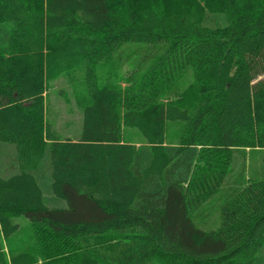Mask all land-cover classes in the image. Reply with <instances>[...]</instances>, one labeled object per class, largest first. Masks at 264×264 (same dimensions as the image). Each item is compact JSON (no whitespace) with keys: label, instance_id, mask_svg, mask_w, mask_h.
<instances>
[{"label":"trees","instance_id":"1","mask_svg":"<svg viewBox=\"0 0 264 264\" xmlns=\"http://www.w3.org/2000/svg\"><path fill=\"white\" fill-rule=\"evenodd\" d=\"M128 43L160 50L100 74ZM71 73L60 139L44 93ZM156 261L264 264V0H0V264Z\"/></svg>","mask_w":264,"mask_h":264},{"label":"rangeland","instance_id":"2","mask_svg":"<svg viewBox=\"0 0 264 264\" xmlns=\"http://www.w3.org/2000/svg\"><path fill=\"white\" fill-rule=\"evenodd\" d=\"M156 47L147 46L139 43H128L121 45L115 55H111L110 61L106 62L108 68L100 67L98 72L103 75L111 66H117L116 73L118 76H126L127 70L140 56L147 51L157 52ZM102 75V76H103ZM80 78L76 74H65L60 76L56 81L49 83L45 87L44 105L46 120L50 125L53 133L58 138H74L80 127V100L83 98V92L80 85ZM135 138V137H134ZM136 139V138H135ZM244 152V153H243ZM234 151L235 169L238 168L242 159L245 158L244 177L251 176V170L259 167L260 161L256 155H251L248 151ZM251 169V170H250ZM240 170V169H239ZM228 179H225L227 185ZM225 189H220L215 195L208 199L192 216L193 225L202 230H214L218 227V209L225 199ZM18 220H21L19 218ZM158 264H168L156 261Z\"/></svg>","mask_w":264,"mask_h":264}]
</instances>
